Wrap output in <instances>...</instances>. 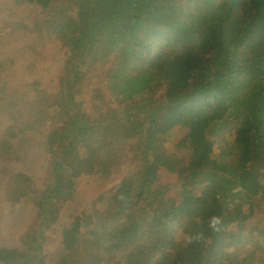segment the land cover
Instances as JSON below:
<instances>
[{
    "label": "trees",
    "instance_id": "trees-1",
    "mask_svg": "<svg viewBox=\"0 0 264 264\" xmlns=\"http://www.w3.org/2000/svg\"><path fill=\"white\" fill-rule=\"evenodd\" d=\"M11 3L39 16H7L0 46L49 40L63 69L55 92L27 69L28 84L13 87L12 47L1 56L0 160L22 161L29 135H42L47 177L39 187L0 169L9 208L35 207L0 264H264V0ZM119 173L87 218L61 226L79 178ZM165 173L177 179L158 192ZM59 232L61 256L48 261Z\"/></svg>",
    "mask_w": 264,
    "mask_h": 264
},
{
    "label": "rangeland",
    "instance_id": "rangeland-1",
    "mask_svg": "<svg viewBox=\"0 0 264 264\" xmlns=\"http://www.w3.org/2000/svg\"><path fill=\"white\" fill-rule=\"evenodd\" d=\"M39 9L37 7H30V9H23V7L18 8L12 5L11 0H0V27L4 26L6 23V18L9 15H14L15 17H20V15L33 16L36 18L39 16ZM10 40L9 43H2L0 46V60H2V53L5 51L4 48L11 46L12 49L5 52L4 59L12 60L14 64V70L9 72L10 75L6 76L5 82L12 83L14 86H23L28 84V78H22L20 76L21 71L29 70L35 72L32 78L41 77L40 82L44 84H49L57 79V76L61 74L63 69V59L62 55L56 51V47L53 46L49 40L45 43L40 44L43 46L40 50L33 45V37L25 38V36L18 35L17 37L11 36L5 39ZM11 44V45H9ZM39 44V43H38ZM45 47V48H44ZM4 49V50H1ZM40 51V52H38ZM38 53V54H37ZM109 64V62L107 63ZM106 64L100 66L92 71V77L98 79L101 78L106 69ZM49 70V74L47 73ZM4 74V73H3ZM3 77V76H2ZM91 78V77H90ZM102 80V88L105 91L104 79ZM54 83V82H53ZM22 84V85H21ZM1 85V84H0ZM86 85L93 88L95 83L93 79H88ZM57 84L51 83L50 92H55ZM30 90V86L25 91V101H28L27 92ZM90 92V89L88 90ZM22 96V95H21ZM3 115H0V137L9 125ZM31 148L27 149L22 155V161L7 163L0 160V169L3 167H8L12 174H22L25 173L28 176L34 178L35 182L39 187H41L47 177V162L45 154V138L40 135L31 134ZM128 168L123 167V171L126 172ZM121 173L116 174L109 178H101L100 182H94L92 178L81 177L75 183V189L77 190L76 199L73 203L67 204L61 211L62 223L61 226H67L71 223L69 218L71 215L79 214L82 218H87L90 214V210L93 209L95 204L100 201L101 194L103 192H108L121 181ZM177 177L175 175L166 174L162 175V181L160 183L158 192H162L165 186L167 188L170 184L175 183ZM4 180L0 179V248H14L19 242V236L28 226L32 223L35 214V207L32 205H24L19 210H12L9 208L8 202L5 201L3 195V184ZM57 226V228H61ZM60 230V229H59ZM61 231V230H60ZM61 232L52 236L48 239V243L45 248V256L48 261L56 260L61 256ZM50 237V236H49Z\"/></svg>",
    "mask_w": 264,
    "mask_h": 264
},
{
    "label": "clouds",
    "instance_id": "clouds-1",
    "mask_svg": "<svg viewBox=\"0 0 264 264\" xmlns=\"http://www.w3.org/2000/svg\"><path fill=\"white\" fill-rule=\"evenodd\" d=\"M221 224V219L217 216H212L209 219V226L213 228L214 230H219L218 225ZM202 238V234L197 235L196 237H193L192 239H199Z\"/></svg>",
    "mask_w": 264,
    "mask_h": 264
}]
</instances>
